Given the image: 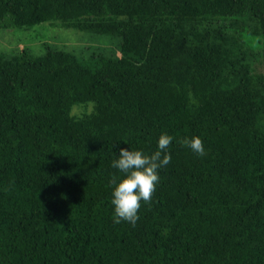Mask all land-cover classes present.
Here are the masks:
<instances>
[{"label": "trees", "instance_id": "16d2710c", "mask_svg": "<svg viewBox=\"0 0 264 264\" xmlns=\"http://www.w3.org/2000/svg\"><path fill=\"white\" fill-rule=\"evenodd\" d=\"M45 20L114 42L0 52V264H264V0H0V27ZM162 133L115 223L112 161Z\"/></svg>", "mask_w": 264, "mask_h": 264}, {"label": "clouds", "instance_id": "9594fccd", "mask_svg": "<svg viewBox=\"0 0 264 264\" xmlns=\"http://www.w3.org/2000/svg\"><path fill=\"white\" fill-rule=\"evenodd\" d=\"M172 140L171 135L162 133L158 138V149L151 155L141 150L119 149L118 159L112 161V167L124 175L118 181L115 176L110 179L113 185L111 203L114 207L115 223L127 221L135 226L139 220L141 201L149 203L152 200L159 182L158 170L171 162L168 148ZM178 142L197 155L205 153L203 141L198 136L182 138Z\"/></svg>", "mask_w": 264, "mask_h": 264}, {"label": "rangeland", "instance_id": "374dc122", "mask_svg": "<svg viewBox=\"0 0 264 264\" xmlns=\"http://www.w3.org/2000/svg\"><path fill=\"white\" fill-rule=\"evenodd\" d=\"M44 42L66 49L78 50L88 47L107 50L114 38L108 34L60 26L54 20H45L29 26L0 27V52H11L24 45L31 52L40 53ZM77 104H73L71 109L75 113L84 110L82 105Z\"/></svg>", "mask_w": 264, "mask_h": 264}]
</instances>
